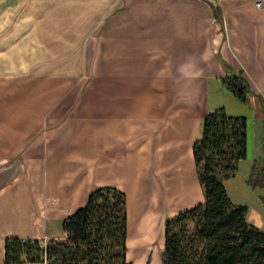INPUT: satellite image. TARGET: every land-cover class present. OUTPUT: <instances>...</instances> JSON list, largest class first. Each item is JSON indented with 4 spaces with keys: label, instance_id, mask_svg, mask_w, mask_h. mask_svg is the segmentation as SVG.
<instances>
[{
    "label": "crops",
    "instance_id": "1",
    "mask_svg": "<svg viewBox=\"0 0 264 264\" xmlns=\"http://www.w3.org/2000/svg\"><path fill=\"white\" fill-rule=\"evenodd\" d=\"M18 1L37 11L29 32H62L49 46L84 51L48 73L13 75L14 87L0 79V264L9 235L63 238V219L96 185L126 193L128 259L161 264L166 216L205 199L193 146L206 112L224 106L245 115L249 162L264 156V7L256 0ZM99 20L100 37L87 43ZM69 65L75 71H65ZM232 72L248 79L247 100L224 84ZM82 75L83 87H73ZM231 198L247 203L248 219L264 228L260 196L251 195L256 206Z\"/></svg>",
    "mask_w": 264,
    "mask_h": 264
},
{
    "label": "trees",
    "instance_id": "2",
    "mask_svg": "<svg viewBox=\"0 0 264 264\" xmlns=\"http://www.w3.org/2000/svg\"><path fill=\"white\" fill-rule=\"evenodd\" d=\"M222 79L247 100L250 85L243 73ZM247 131V117L224 106L204 115L193 151L205 199L166 216L161 264H264V229L248 219V204L235 202L227 186L247 155ZM247 181L264 189V156L254 159ZM62 227L63 238L7 236L4 264H134L127 257L126 193L117 186H94Z\"/></svg>",
    "mask_w": 264,
    "mask_h": 264
},
{
    "label": "rangeland",
    "instance_id": "3",
    "mask_svg": "<svg viewBox=\"0 0 264 264\" xmlns=\"http://www.w3.org/2000/svg\"><path fill=\"white\" fill-rule=\"evenodd\" d=\"M3 3L4 1L0 0V8L4 10L1 13L4 17L0 18V79L6 81L7 88L14 87L10 81L12 80L10 79L11 77L25 78L43 72L48 73L49 69H52L53 67L58 68V64L61 63L64 58H70V56H73L74 54L78 56L79 53L84 51L83 49L81 50V48H58L49 46V38H54L59 35L62 37L63 33L56 34L52 32L47 34L42 31H34L33 33L29 32V29H31L30 24H32V21L35 18L34 13L37 11L35 9L32 10L31 7L26 8L24 6L27 5L26 2H20L18 0L10 2L9 5L13 4L11 7H1ZM16 4H22L23 7L19 10V8L14 7ZM28 6H30L29 2ZM75 20H77V18ZM101 21L102 20L96 22V26L92 31L86 34V40L85 38L84 40L87 41V43L94 42L95 39L100 37L101 33L99 26L102 23ZM38 29H41V26ZM85 41L82 43V46H84ZM61 71H63L62 66L57 69V72ZM65 71L72 72L75 70L73 65H69ZM88 73L89 71H87L86 75L89 78L90 74ZM87 76L82 75V78H80L79 81L74 82L73 87H83ZM249 150L250 153L239 161L236 175L228 180L227 186L229 188V193H231L233 197L237 198L238 195L245 196L252 202V206L253 204L256 206L257 204H255L254 200H251V195L256 194V196L258 195L259 197L263 194L260 190V192L257 190L253 191L255 189H253L247 181V177L250 173L247 167H250L251 169L253 164V162H249L250 158H252L251 148ZM254 159L255 158H253V161ZM147 261V263L150 264L149 258Z\"/></svg>",
    "mask_w": 264,
    "mask_h": 264
},
{
    "label": "built area",
    "instance_id": "4",
    "mask_svg": "<svg viewBox=\"0 0 264 264\" xmlns=\"http://www.w3.org/2000/svg\"><path fill=\"white\" fill-rule=\"evenodd\" d=\"M258 6L264 7V0H256Z\"/></svg>",
    "mask_w": 264,
    "mask_h": 264
}]
</instances>
